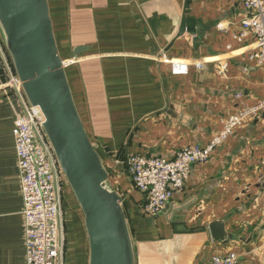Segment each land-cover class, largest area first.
<instances>
[{"label": "crops", "instance_id": "crops-1", "mask_svg": "<svg viewBox=\"0 0 264 264\" xmlns=\"http://www.w3.org/2000/svg\"><path fill=\"white\" fill-rule=\"evenodd\" d=\"M49 3L76 105L129 215L136 264H212L213 255L230 252L239 264H264V111L238 126L206 163L194 165L185 187L157 215L145 213L126 167L133 154L171 158L184 146L205 144L242 102L264 100V67L248 57L256 44L233 38L244 7L233 0ZM186 3L195 32L179 36ZM173 61L185 62L187 73H174ZM4 72L0 63V84ZM25 109L22 96L0 87V264H25L12 134ZM74 212L63 222L65 264H89L77 203ZM216 220L225 223V240L211 235Z\"/></svg>", "mask_w": 264, "mask_h": 264}, {"label": "water", "instance_id": "water-1", "mask_svg": "<svg viewBox=\"0 0 264 264\" xmlns=\"http://www.w3.org/2000/svg\"><path fill=\"white\" fill-rule=\"evenodd\" d=\"M186 3L179 36L194 33ZM0 28L29 105L84 214L89 264H136L121 195L106 186L110 174L76 105L58 46L49 0H0ZM213 221L215 240L228 232Z\"/></svg>", "mask_w": 264, "mask_h": 264}, {"label": "built area", "instance_id": "built-area-1", "mask_svg": "<svg viewBox=\"0 0 264 264\" xmlns=\"http://www.w3.org/2000/svg\"><path fill=\"white\" fill-rule=\"evenodd\" d=\"M233 1L240 3L245 10L240 30L233 34V38L238 42L253 38L256 47L249 53V60L264 67V0ZM6 52V42L0 38V63L7 77L0 87L14 89L27 103L22 83ZM173 62L174 73H187L185 62ZM262 111L264 100L252 106L242 102L241 108L226 117L221 130L207 143L184 146L171 158L141 154L128 156L126 166L134 186L143 194L145 213H160L173 193L185 187L194 165L206 163L238 126ZM12 134L24 203L25 264H63V221L54 152L31 106L15 119ZM211 262L239 264V256L235 252L217 253Z\"/></svg>", "mask_w": 264, "mask_h": 264}, {"label": "rangeland", "instance_id": "rangeland-1", "mask_svg": "<svg viewBox=\"0 0 264 264\" xmlns=\"http://www.w3.org/2000/svg\"><path fill=\"white\" fill-rule=\"evenodd\" d=\"M4 40H5V38H4ZM26 108L27 109L23 112L24 114L30 109V105L28 104V101L26 103ZM256 114L260 115L261 113L259 112ZM258 115H256V116H258ZM54 161L56 163V169H57V173H58L57 178H58L59 196L61 199L62 221L66 222L67 217L69 220H72L71 215L73 214V216H76V214L74 212V206L76 205V203L78 204V202H77L76 197H75V195H74V193H73V191H72V189H71V187L67 181V178H66L64 172L62 171V169H61V167H60V165L56 159L55 154H54ZM106 186L109 188H112V185L109 181L106 183ZM70 198H71V200H70ZM74 203H75V205H74ZM126 216H127V219L129 220V215L127 213H126ZM74 220H76L75 217H73V221ZM128 222H130V221H128ZM63 225H64V223H63ZM65 253H66V247L64 245L63 264H65Z\"/></svg>", "mask_w": 264, "mask_h": 264}]
</instances>
